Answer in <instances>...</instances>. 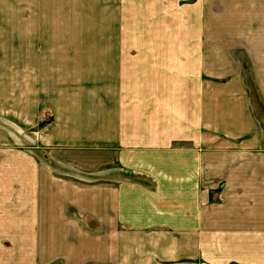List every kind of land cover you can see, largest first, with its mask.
<instances>
[{"label": "crops", "instance_id": "obj_1", "mask_svg": "<svg viewBox=\"0 0 264 264\" xmlns=\"http://www.w3.org/2000/svg\"><path fill=\"white\" fill-rule=\"evenodd\" d=\"M150 3L0 51V264H264V0Z\"/></svg>", "mask_w": 264, "mask_h": 264}, {"label": "rangeland", "instance_id": "obj_2", "mask_svg": "<svg viewBox=\"0 0 264 264\" xmlns=\"http://www.w3.org/2000/svg\"><path fill=\"white\" fill-rule=\"evenodd\" d=\"M162 1L171 0H0V51L4 61L10 62L13 50L22 56L29 52L38 56V52L55 55L60 50L101 47L109 24L113 28L121 23L136 26L141 2H152V7ZM193 1L198 0L180 3ZM39 60L36 58L37 64ZM9 124L5 123L6 129ZM0 246V259L11 258L12 245L7 238L0 236Z\"/></svg>", "mask_w": 264, "mask_h": 264}]
</instances>
